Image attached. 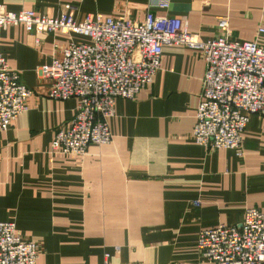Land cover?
<instances>
[{"label": "crops", "instance_id": "0c3cea01", "mask_svg": "<svg viewBox=\"0 0 264 264\" xmlns=\"http://www.w3.org/2000/svg\"><path fill=\"white\" fill-rule=\"evenodd\" d=\"M155 0H0L7 9L57 16L72 11L129 12L141 20ZM157 15L184 17L206 40L230 18L237 40L264 45V0H172ZM23 24L1 33L0 48L33 90L30 109L0 131V220L41 244L37 264H209L197 247L200 231L239 225L249 207L264 210V116L251 115L244 155L209 150L193 138L206 63L186 45L163 48L161 68L135 99L118 98L113 140L84 157L51 153L59 128L76 115L77 100L52 99L39 66L77 33L40 35ZM198 201V205L195 203Z\"/></svg>", "mask_w": 264, "mask_h": 264}, {"label": "built area", "instance_id": "2783aa9c", "mask_svg": "<svg viewBox=\"0 0 264 264\" xmlns=\"http://www.w3.org/2000/svg\"><path fill=\"white\" fill-rule=\"evenodd\" d=\"M171 2L155 0L141 20L129 12L87 13L77 20L70 10L50 16L35 9L9 10L0 3V38L7 27L23 24L37 35V45L40 35L49 32L89 39L62 48L56 44L60 53L37 69L39 77L50 81L49 97L77 100L76 115L56 132L52 154L84 157L90 145L110 143L117 99H135L153 83L165 46L186 45L201 51L206 63L194 140L209 150L230 148L244 155L242 134L251 115L264 116V45L258 39L233 38L228 15L219 20V33L203 40L190 31L184 17L154 12L169 10ZM32 95L0 48V131L30 109ZM197 247L209 264H264V210L249 207L239 225L202 229ZM41 250L15 222L0 220V264H37Z\"/></svg>", "mask_w": 264, "mask_h": 264}]
</instances>
